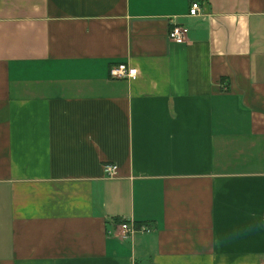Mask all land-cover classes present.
<instances>
[{"label": "crops", "instance_id": "crops-1", "mask_svg": "<svg viewBox=\"0 0 264 264\" xmlns=\"http://www.w3.org/2000/svg\"><path fill=\"white\" fill-rule=\"evenodd\" d=\"M193 1L0 0V264H264V0Z\"/></svg>", "mask_w": 264, "mask_h": 264}, {"label": "built area", "instance_id": "built-area-1", "mask_svg": "<svg viewBox=\"0 0 264 264\" xmlns=\"http://www.w3.org/2000/svg\"><path fill=\"white\" fill-rule=\"evenodd\" d=\"M201 10H202L201 3L197 0H194L191 3L190 14L198 15L200 14ZM185 33H186L185 28L181 26H176L169 33V37L171 38V40H174V41H183L185 39ZM111 75L114 78H128L131 75V70L126 63H121L111 68ZM104 170L107 176L114 177L118 175L119 167L117 164L107 163L104 165ZM139 230L150 232L151 228L148 226H144V225L140 227H136V226L133 227L131 223L127 221H123L121 223L120 236L122 238H128L129 236L133 235Z\"/></svg>", "mask_w": 264, "mask_h": 264}, {"label": "clouds", "instance_id": "clouds-1", "mask_svg": "<svg viewBox=\"0 0 264 264\" xmlns=\"http://www.w3.org/2000/svg\"><path fill=\"white\" fill-rule=\"evenodd\" d=\"M225 239H227V238H225Z\"/></svg>", "mask_w": 264, "mask_h": 264}]
</instances>
